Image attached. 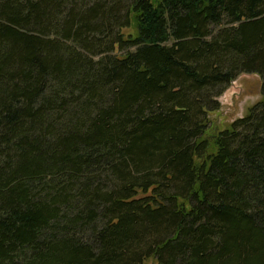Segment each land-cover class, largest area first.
Here are the masks:
<instances>
[{
    "label": "trees",
    "instance_id": "obj_1",
    "mask_svg": "<svg viewBox=\"0 0 264 264\" xmlns=\"http://www.w3.org/2000/svg\"><path fill=\"white\" fill-rule=\"evenodd\" d=\"M149 261L264 264V0H0V264Z\"/></svg>",
    "mask_w": 264,
    "mask_h": 264
},
{
    "label": "rangeland",
    "instance_id": "obj_2",
    "mask_svg": "<svg viewBox=\"0 0 264 264\" xmlns=\"http://www.w3.org/2000/svg\"><path fill=\"white\" fill-rule=\"evenodd\" d=\"M125 36L134 33L132 29L123 30ZM262 80L256 74H243L230 85L225 93L217 100L219 108L208 114L210 128L205 134L207 140L212 139L217 133L224 131L235 121L247 116L250 109L259 103ZM147 264H155L149 261Z\"/></svg>",
    "mask_w": 264,
    "mask_h": 264
}]
</instances>
